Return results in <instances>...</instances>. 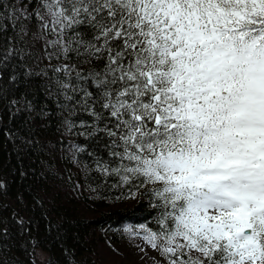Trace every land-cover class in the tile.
Masks as SVG:
<instances>
[{"label":"snow or ice","instance_id":"1","mask_svg":"<svg viewBox=\"0 0 264 264\" xmlns=\"http://www.w3.org/2000/svg\"><path fill=\"white\" fill-rule=\"evenodd\" d=\"M17 3L0 0V80L18 55L4 20L23 35L35 21L58 62L46 93L85 141L73 159L151 186L156 227L139 228L165 264H264V0Z\"/></svg>","mask_w":264,"mask_h":264},{"label":"trees","instance_id":"2","mask_svg":"<svg viewBox=\"0 0 264 264\" xmlns=\"http://www.w3.org/2000/svg\"><path fill=\"white\" fill-rule=\"evenodd\" d=\"M4 2L6 13L10 5L19 7L17 0ZM4 23V35L14 38L18 55L0 80V264H124L117 240L121 227H156L151 186L138 188L102 175L86 153L73 159L68 141L83 145L84 138L64 132L62 113L40 75L58 62L47 59L51 49L45 50L35 21H25L27 35L13 30L8 19ZM11 72L16 82L9 79ZM24 96L33 109L9 103ZM86 146L105 151L95 142ZM37 250L45 256L39 258Z\"/></svg>","mask_w":264,"mask_h":264},{"label":"rangeland","instance_id":"3","mask_svg":"<svg viewBox=\"0 0 264 264\" xmlns=\"http://www.w3.org/2000/svg\"><path fill=\"white\" fill-rule=\"evenodd\" d=\"M138 233V234H137ZM143 233L139 227L124 225L117 234L118 244L124 248L118 251L124 264H165L164 257L151 248L142 238ZM126 254V256L124 255ZM39 258L45 256L41 250H37Z\"/></svg>","mask_w":264,"mask_h":264}]
</instances>
